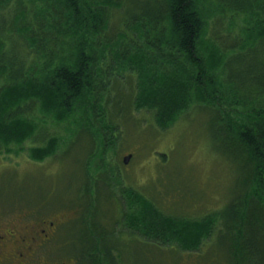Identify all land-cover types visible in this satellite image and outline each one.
Instances as JSON below:
<instances>
[{"label": "trees", "instance_id": "1", "mask_svg": "<svg viewBox=\"0 0 264 264\" xmlns=\"http://www.w3.org/2000/svg\"><path fill=\"white\" fill-rule=\"evenodd\" d=\"M217 12L243 24L230 42L208 35ZM131 107L142 113L132 121H151L161 131L185 114L208 113L215 140L240 170V191L231 201L239 214L225 223L239 247L226 254L249 264L250 247L264 239V0H0V146L32 139L37 120L30 113L37 110L38 121L96 129L103 141L96 147L107 157L121 148ZM58 140L31 148V157L54 154ZM93 146L88 139L78 189L89 208L85 219L93 217L81 221L77 242L78 251L89 250V261L103 264L102 254L90 253L123 254L130 242L194 250L211 234L209 217L189 224L167 216L123 188L118 169L120 192L111 163L91 167ZM101 183L119 210L115 224L103 217L107 230L95 220ZM251 232L257 235L243 241ZM80 260L86 264L85 256Z\"/></svg>", "mask_w": 264, "mask_h": 264}, {"label": "rangeland", "instance_id": "2", "mask_svg": "<svg viewBox=\"0 0 264 264\" xmlns=\"http://www.w3.org/2000/svg\"><path fill=\"white\" fill-rule=\"evenodd\" d=\"M212 18L208 35L217 33L228 42L239 36L237 31L243 25L239 18L230 19L227 13L218 12ZM138 112L131 107L124 113L127 121L120 135L121 148L107 157L96 147L99 142L103 144L94 137L98 136L96 129L88 131L84 126L79 129L76 124L68 125L51 118L38 121L43 115L37 110L30 113L31 118L37 120V131L32 139L21 145L0 146V219L12 221L20 215L24 224H36L43 219L55 222L74 220L73 227V222L66 227L70 232L73 229V234L79 233L81 221L89 223V217L93 218L91 212L85 219L89 208L84 210L83 194L78 193L89 139V147L94 144L90 152L96 156L91 167L100 165L103 159L111 163L112 185H117L120 192L123 188H131L158 210L183 223L197 224L207 217L213 221L211 234L204 237L194 250H186L176 242L142 246L130 242L127 243L129 247L123 249L122 264H132V260L139 264H149L150 261L152 264H235L228 260L227 254L238 249L239 243L235 245L225 223L233 212L239 214L237 204L231 211V201L240 191V170L232 155L223 151L215 140L208 113H192L188 118L185 114L161 131L151 121H132L135 116L140 119L142 113ZM50 137L59 139L55 153L42 161L32 158L30 149L47 146ZM128 153L132 157L125 165L122 160ZM118 169L123 174V188L119 186ZM100 187V215L95 220L99 225L107 224L102 226L107 230L110 225L103 217H107V213L115 224L114 217L118 218L119 210L116 202H110L108 188L102 183ZM121 224L123 227L124 223ZM256 235V232L247 233L243 241H251ZM121 244L118 245L121 247ZM250 250L253 255L249 264H264V239Z\"/></svg>", "mask_w": 264, "mask_h": 264}, {"label": "flooded vegetation", "instance_id": "3", "mask_svg": "<svg viewBox=\"0 0 264 264\" xmlns=\"http://www.w3.org/2000/svg\"><path fill=\"white\" fill-rule=\"evenodd\" d=\"M4 220L0 219V264H81L82 256L87 259L86 264H98L94 258L89 261V250H77L78 239L82 237L66 227L70 222L73 227L74 220L43 219L36 224H24L20 215L12 221ZM94 254L103 255V264H122L119 262L123 256L120 251L90 253L93 257ZM111 255H114L112 262L108 260Z\"/></svg>", "mask_w": 264, "mask_h": 264}, {"label": "water", "instance_id": "4", "mask_svg": "<svg viewBox=\"0 0 264 264\" xmlns=\"http://www.w3.org/2000/svg\"><path fill=\"white\" fill-rule=\"evenodd\" d=\"M130 157H131V155H130V154H129V155H127V156L124 158L123 162H124L125 164H127V163H128V161H129V159H130Z\"/></svg>", "mask_w": 264, "mask_h": 264}]
</instances>
